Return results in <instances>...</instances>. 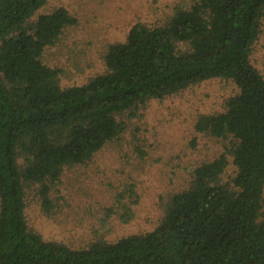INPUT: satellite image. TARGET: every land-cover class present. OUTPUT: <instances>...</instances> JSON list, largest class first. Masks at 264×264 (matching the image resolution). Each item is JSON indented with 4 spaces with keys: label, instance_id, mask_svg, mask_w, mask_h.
Here are the masks:
<instances>
[{
    "label": "trees",
    "instance_id": "16d2710c",
    "mask_svg": "<svg viewBox=\"0 0 264 264\" xmlns=\"http://www.w3.org/2000/svg\"><path fill=\"white\" fill-rule=\"evenodd\" d=\"M47 1L0 0V264H264V75L251 57L264 0H190L165 23L137 21L107 46L104 72L65 87L42 56L77 19L64 5L42 12ZM211 78L238 90L195 129L228 142L193 166L151 230L73 247L29 227L27 188L50 211L65 168L118 138L150 99ZM114 213L104 208L95 229Z\"/></svg>",
    "mask_w": 264,
    "mask_h": 264
},
{
    "label": "rangeland",
    "instance_id": "374dc122",
    "mask_svg": "<svg viewBox=\"0 0 264 264\" xmlns=\"http://www.w3.org/2000/svg\"><path fill=\"white\" fill-rule=\"evenodd\" d=\"M189 1L48 0L42 12L64 5L77 22L65 27L56 43L45 48L42 59L61 69V86L83 84L105 71L107 46L123 40L133 23H165L178 5ZM251 57L264 75V18ZM237 90L229 80L211 78L178 93L150 99L126 120L118 138L88 162L64 169L50 191V211L43 208L37 186L26 189L29 227L45 239L73 247L98 238L114 241L151 230L161 219L169 195L190 181L193 166L225 149L227 139L198 132L195 123L201 114L223 110ZM228 159L224 179L234 170L231 157ZM129 184L134 186L132 196L125 192ZM124 206L131 209L128 220L120 216ZM107 207L116 213L106 229L96 230Z\"/></svg>",
    "mask_w": 264,
    "mask_h": 264
}]
</instances>
